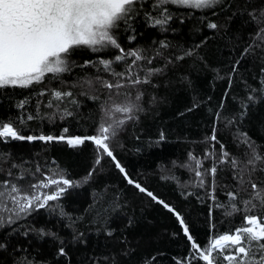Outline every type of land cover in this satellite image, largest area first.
<instances>
[{"label": "snow or ice", "instance_id": "1", "mask_svg": "<svg viewBox=\"0 0 264 264\" xmlns=\"http://www.w3.org/2000/svg\"><path fill=\"white\" fill-rule=\"evenodd\" d=\"M188 22H192L190 43L175 38ZM148 32L154 35L141 43ZM206 32L223 41L228 50L226 77L208 61L204 49L210 41L201 35ZM85 52L95 58L85 57ZM250 57L260 60L259 72L253 77L259 78L258 84L249 83L240 73L246 95L238 100V110L224 115L226 91L225 100L209 110L213 117L211 134L199 141L205 145L203 157L189 152L188 162L179 165L194 173L190 184L185 181L181 185L197 190L187 192V196L195 195L202 204L211 201L208 235L202 244L184 215L132 178L112 145L129 123L138 122L158 103L161 87L178 83L191 89V72L213 71L216 79H227L230 89L240 65ZM185 64L187 73L181 71ZM75 69L87 74L68 83L65 74ZM89 69L94 71L88 73ZM80 97H87L96 109L84 113ZM0 99L12 101L7 109L16 110L0 118V143L63 142L71 149L92 147V164L79 179L70 178L54 159L43 166L31 158L4 161L9 166L0 168V230H5L0 233V264H71L68 248L86 243L76 227L86 217H73L63 202L70 190L90 183L103 171L105 159L127 185L175 218L186 239L187 254L171 257L170 264H264V144L240 128L252 105L264 102V0H0ZM202 103L194 96L187 111ZM33 121L40 125L47 121L53 128L59 123V134L46 133L42 127L36 134L27 128ZM221 121L225 128L236 127L232 140L240 155L231 153L218 139ZM73 123L86 124L87 130L70 134ZM165 139L164 131H160L154 143ZM205 160H210V168L205 167ZM229 169L235 184L219 183L218 174ZM218 189L226 201L218 199ZM121 207L118 199L112 204L113 211ZM217 209L224 210L225 218L240 214L242 220L235 226L230 221L228 229L221 232L213 215ZM44 213L69 221L66 226L73 228L71 238L49 228L47 221L39 224L37 218ZM93 223L99 231V220ZM133 225L134 218L130 217L126 227ZM103 230L108 237L114 235L109 227ZM178 234L173 232L172 236ZM21 238L26 243H21ZM46 239L53 245L50 258L38 244L33 245L34 240ZM119 244L115 255L103 257L105 264H121V257L131 258L139 248L126 236ZM165 256L163 251L145 254L139 264H163ZM100 259L95 258L93 264H100Z\"/></svg>", "mask_w": 264, "mask_h": 264}, {"label": "trees", "instance_id": "2", "mask_svg": "<svg viewBox=\"0 0 264 264\" xmlns=\"http://www.w3.org/2000/svg\"><path fill=\"white\" fill-rule=\"evenodd\" d=\"M190 27H192V22L186 23L175 35V38L187 40L190 43L191 37L188 35ZM233 27L235 28L236 25ZM153 35L154 33L148 32L140 42L150 40ZM201 35H206L210 41L207 48L204 49L208 54L209 63L212 67L220 70V76L226 77L229 53L223 47L224 42L213 37L211 33L206 32ZM169 38L171 39L172 36L170 35ZM84 55L95 58L94 54L88 52H85ZM260 66L258 57H250L245 60L240 65L237 78L230 89L227 79H216V73L213 71L191 72L190 79L193 82L191 89L178 83L170 88L161 87L157 92L158 103L152 106L150 111L142 114L138 122L129 123L126 131L112 145L117 158L126 167L132 178L153 191L159 198L173 205L184 215L192 233L202 244L208 235V205L211 201L202 204L195 195L187 196V192L197 190L190 186L182 188L181 185H184L185 181L190 184L194 179V173L179 167V165L188 162L189 152H193L196 158L203 157L205 145L199 141L211 134L213 117L209 110L216 109L219 102L225 100V92L228 91L223 109L224 115L237 111L238 100L246 95L244 85L239 79L240 73H243L249 83L255 86L258 84L259 78L254 80L253 77L257 76ZM93 71L89 69L88 73ZM181 71L187 73V64ZM86 74L80 69H75L72 73L65 74L64 79L71 83L77 77ZM17 91L19 92V90ZM194 96L204 103L199 108L188 112L187 109L192 107ZM208 97H211L210 101ZM234 97L236 102H234ZM80 100L84 113H88L90 109H96V104L87 97H80ZM10 103L12 101L0 99V118L7 116L9 112L15 114V109H7V105ZM41 127L46 133L59 134L60 131L59 123L55 128L47 121L43 125H40L38 121L29 122L27 125V128L36 134L40 133ZM240 128L247 132L253 140L264 144V102L252 105L248 118ZM77 130L84 132L87 130V125L77 126L73 123L70 134ZM160 131H164L166 139L154 143ZM235 133V126L225 128L223 121L218 124V139L227 146L231 153L240 155L232 140ZM25 134L30 133L26 131ZM121 144H123V148L120 147ZM7 153L11 155L8 156ZM91 157L92 147L90 144L82 148L71 149L63 142L49 145H44L41 142L30 144L26 141L12 142L8 145L0 143V168L3 169H7L9 166L4 163L6 159L11 163L19 162L20 158H31L42 166L45 162L50 164L54 159L59 168L65 170L70 178L79 179L89 170L92 164ZM173 161L176 162V166L173 165ZM204 165L210 168V160H205ZM211 179V174H209L207 177L209 186ZM217 179L221 184H235L230 169L220 172ZM199 191L201 196L205 195L203 189ZM70 192L71 194L63 202L65 210L73 217H86L76 226L83 233L82 239L86 243H76L68 248L71 264H93L95 258H101L100 264H105L103 257L115 255L121 247L119 240L125 236L134 245L138 243L139 248L131 258L121 257V264H139L143 255L155 254L157 251L167 253V256L163 258V264H170V258L173 256L187 254V242L175 222V218L162 206L150 202L149 198L139 194L133 186L127 185L108 159L103 162V171L93 177L90 183L70 190ZM216 195L221 202L227 200L226 195L220 189L217 190ZM117 199L123 207L113 211L112 204ZM223 211V209H217L213 214L221 232L228 229L230 221L235 226L242 220L240 214L234 218H225ZM97 214L100 215L97 216ZM130 217L134 218V225L127 228ZM97 219L101 225L99 231H97L96 224L93 223ZM37 221L39 224H44L47 221L49 228L59 231L60 235L67 239H70L73 234V228L66 226L69 221L60 220L58 216H49L44 213L37 218ZM104 226L114 230L112 237L105 235ZM3 231L5 230H0V233ZM173 232L179 234L173 237ZM20 242L26 243L23 238ZM37 244L50 258L52 243L47 239L44 241L34 240L33 245ZM62 264H64L63 261ZM171 264H174V261Z\"/></svg>", "mask_w": 264, "mask_h": 264}]
</instances>
